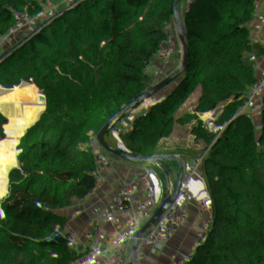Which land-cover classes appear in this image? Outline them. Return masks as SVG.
I'll return each mask as SVG.
<instances>
[{
    "label": "trees",
    "instance_id": "obj_1",
    "mask_svg": "<svg viewBox=\"0 0 264 264\" xmlns=\"http://www.w3.org/2000/svg\"><path fill=\"white\" fill-rule=\"evenodd\" d=\"M14 4L0 0V22L7 24L0 34V135L11 134L48 90L73 95L110 83L144 86L188 61L193 46L225 58L163 93L164 105L142 109L153 119L138 154L142 194L128 219L92 245L85 264H125L142 255L144 247L127 245L149 221L148 243L175 239L168 254L180 255L177 264H258L264 249L258 207L217 227L213 262L191 244L211 211L203 188L220 184L204 171L211 126L237 132L238 164L264 121L263 103H240L230 91L224 101L209 94L221 70L264 63L226 59L253 49L264 54V0H28L25 10L13 11ZM121 24L124 31L110 38ZM196 85L206 94L186 100ZM133 113L128 102L85 109L0 158V264H54L107 218L99 202L122 169ZM222 170L227 175L230 168ZM249 182L264 184V160ZM240 246L250 252L240 253ZM143 264L160 263L152 254Z\"/></svg>",
    "mask_w": 264,
    "mask_h": 264
},
{
    "label": "built area",
    "instance_id": "obj_2",
    "mask_svg": "<svg viewBox=\"0 0 264 264\" xmlns=\"http://www.w3.org/2000/svg\"><path fill=\"white\" fill-rule=\"evenodd\" d=\"M123 25V24H121ZM124 31V26L122 27ZM192 55L188 61H185L171 69L167 74L154 79L144 86H136L128 83H110L99 86L97 89L86 91L80 94H69L67 91L55 92L48 90L40 99L47 100L50 107L42 110L29 109L24 112L23 117L17 124L11 134L1 133L0 135V158L5 156L11 148L17 147V142L28 141L38 133L45 131L51 126L64 121L67 117L75 115L85 109L100 108L115 103H132L135 106L139 103L142 96L154 97L156 90L169 88L175 85L186 72L191 71L203 64L213 61H223V53L199 50L192 47ZM249 53L261 54L257 50H251ZM218 62V63H219ZM218 77L220 85L212 89L209 94H218L223 96L230 91L232 86L230 81L234 79L250 80L254 86L261 87L264 91V72L254 71L250 65L244 64L223 69ZM169 91V90H168ZM206 94L199 86H193L189 89L186 100H197L200 96ZM232 98V96H231ZM165 99H159L156 103L164 105ZM254 103H263L258 99ZM149 105V104H146ZM144 105V106H146ZM152 123H144L142 127V139L150 131ZM226 135L225 132H221ZM210 143V140H209ZM213 151L218 153L217 149ZM264 160V121L256 138L252 140V146L245 160L246 166L243 167L233 177L229 183L223 197L213 203L210 213L203 219L198 235L193 239L191 246L201 245L204 249L214 246L215 232L217 227L235 212H244L247 207H258L264 212V184H259L252 188L249 182L250 176L255 171L257 165ZM126 161V158H125ZM132 162L129 165L123 164L122 169L115 173L110 189L113 193L120 196L132 184ZM204 193H209L208 187L203 188ZM102 201V200H101ZM101 201L99 204H101ZM102 205V204H101ZM110 235L108 232L106 236ZM102 238V237H101ZM100 237L96 234L90 240L79 243L71 251L65 264H85L88 260L89 251L92 245L100 242ZM180 255L171 257L168 249L161 248L157 254V261L161 264H177ZM256 261L258 264H264V249L257 251Z\"/></svg>",
    "mask_w": 264,
    "mask_h": 264
},
{
    "label": "crops",
    "instance_id": "obj_3",
    "mask_svg": "<svg viewBox=\"0 0 264 264\" xmlns=\"http://www.w3.org/2000/svg\"><path fill=\"white\" fill-rule=\"evenodd\" d=\"M250 66L254 71H258L260 73L264 72V63H259L257 65L252 64ZM230 83L232 86L230 97L232 96L233 99L238 100L240 103H254L255 99H258L260 102L264 101V91L261 89V87L252 85L250 80L234 79L231 80ZM191 105H193V102H190V106ZM143 119H148L150 122H153L152 117L143 116ZM221 132L222 130L220 128L214 125L211 126V134L209 137L210 143L208 145L207 152L203 156L205 175L212 176L220 182L216 188L209 190L210 209L213 207V203L215 201H218L223 197L233 177L239 172V170L246 166L245 161L238 164L236 163L235 150L238 142L240 141V137L238 136L237 132L235 130L228 131L225 132L226 135L222 134ZM135 139H137L136 142L138 143L135 149L139 154L140 145L143 141L142 131ZM214 148L217 149L218 153L213 151ZM223 167L230 168V171L227 175H224L222 170ZM131 186L132 185L126 189V193L124 192L120 196L113 193L109 188L108 194H105L103 199L108 200V205L114 203L116 207L115 211H117L119 208L132 200L131 198L133 196L131 194L132 192L130 193V191H132L133 188H130ZM225 222L227 224V221ZM116 227L118 226L108 229V232L116 229ZM169 242L166 243L168 244ZM169 246H166V248Z\"/></svg>",
    "mask_w": 264,
    "mask_h": 264
},
{
    "label": "rangeland",
    "instance_id": "obj_4",
    "mask_svg": "<svg viewBox=\"0 0 264 264\" xmlns=\"http://www.w3.org/2000/svg\"><path fill=\"white\" fill-rule=\"evenodd\" d=\"M27 1L28 0H15V4L13 5L14 6L13 11L18 10V9L25 10L24 9V6L27 3ZM135 6H136V4L134 3L132 5V8H131L132 11L134 10V7ZM6 25H7L6 24V21L0 22V34L2 33V31L4 30V27ZM123 26L124 25H119L118 28L109 37L110 38L117 37V35L119 34V32L123 29L122 28ZM240 51L245 52L243 49H241ZM244 64H247V63L237 64V65H233L231 67L240 66V65H244ZM257 64H259V63H257ZM257 64L255 63L254 65H257ZM247 65H250V64H247ZM143 98H144V96L141 97V99H143ZM48 107H50L49 101L43 100V99H38V100H36L33 103V106H32L31 109L42 110V109H46ZM135 107L136 106L133 104V112L135 110ZM144 123H150L151 124V122L148 119H143V116H142V117H140L139 125L137 126V130L135 132V138L137 137V135H139L141 133L142 127H143V124ZM136 140L137 139H135V148H136V145L138 144L136 142ZM125 158H126V161H125ZM121 162H122V165L123 164L129 165L132 162V155H131V152H130L129 149H128V153L124 157H122ZM132 173H133L132 174V184H131L132 186L130 188H133V189H132V191H130V193L132 192L131 194H132L133 197L131 199L133 200L134 197H135V194H136V178H135L134 172H132ZM127 192H128V190H127ZM106 194H108V190L106 191ZM206 194L208 195V199H210L209 193H206ZM208 201H210V200H208ZM101 204L103 205V207L105 209V215H106L105 217H108V216H110L111 214H113L115 212V208L116 207H115L114 203H112L111 205H108V200L102 199ZM127 216H129V215L128 214L127 215H125V214L122 215L120 218H118L117 220H115L108 228H106V229L98 232L97 235L101 239L100 242H102L103 239L105 238V235L108 233V229H110L112 227H115V226H121L128 219ZM221 225H224L226 227L228 226L225 221H224V223L222 222ZM152 226H153V223L151 221H149L147 223V225L144 226L143 228H141L134 235V238H132L130 240V242L127 245L128 248H131V247L133 248V247H135V246L138 245V246L144 247L145 250H144V253L142 255H140V256H138L136 258L128 257L126 259L125 264H143L145 257H149L152 254L154 255L155 260L157 261L156 257H157V254L159 253V251H160L161 248L168 249V252H169V248L174 244L175 239H173V240L170 241L171 244H170V246L168 248H166V246L168 245L167 243H162V244H158V245H151V244L148 243V238H149V234L151 232ZM215 238H216V233H215ZM206 252H207V254L209 256L210 261L213 262V258L214 257H213L212 248L207 249ZM158 263H160V262L158 261Z\"/></svg>",
    "mask_w": 264,
    "mask_h": 264
},
{
    "label": "water",
    "instance_id": "obj_5",
    "mask_svg": "<svg viewBox=\"0 0 264 264\" xmlns=\"http://www.w3.org/2000/svg\"><path fill=\"white\" fill-rule=\"evenodd\" d=\"M238 58H254V59L258 60V61H264V55L252 54V53L236 54V55L228 57L226 59H238ZM218 62L219 61H213V62H210V63L203 64V65H201V66L189 71L188 73H186L175 85L169 87L168 89L167 88H161L159 90H156L155 93H154V97H152V98L144 97L142 100L139 101V103L135 107V110H134V113H133L132 124H131V127H130V139H129V150H130L131 155H132V167H133L134 175H135V178H136V194H135L134 199L131 202H129L126 205H124L121 208H119L117 211H115L113 214H111L107 218H105L96 228H94L92 231H90L85 236H83L67 252L63 253L55 261L54 264H63L64 260L68 256V254L71 251H73L74 248L79 243L90 240L98 232L108 228L115 220L120 218L122 215L128 213L138 203L139 198H140V196L142 194L143 184H142V178H141V175H140L139 156H138V153H137V151L135 149V131H136V128H137L138 123L140 121L141 112H142V109H143L144 105L156 103L158 101V98L163 93H165L168 90L173 89L177 85L182 84V83L192 79L193 77L203 73L204 71H206L207 69H209L210 67H212L213 65H215ZM224 100H225V96H221V101H224ZM170 244H171V242H169L167 246H169ZM238 251L240 253L250 252L245 246H240Z\"/></svg>",
    "mask_w": 264,
    "mask_h": 264
}]
</instances>
